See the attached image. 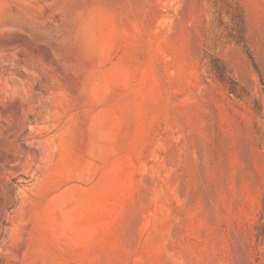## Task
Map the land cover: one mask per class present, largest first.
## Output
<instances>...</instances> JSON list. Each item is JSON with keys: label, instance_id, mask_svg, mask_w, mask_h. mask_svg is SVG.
<instances>
[{"label": "rangeland", "instance_id": "374dc122", "mask_svg": "<svg viewBox=\"0 0 264 264\" xmlns=\"http://www.w3.org/2000/svg\"><path fill=\"white\" fill-rule=\"evenodd\" d=\"M0 264H264V0H0Z\"/></svg>", "mask_w": 264, "mask_h": 264}]
</instances>
